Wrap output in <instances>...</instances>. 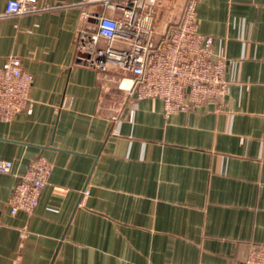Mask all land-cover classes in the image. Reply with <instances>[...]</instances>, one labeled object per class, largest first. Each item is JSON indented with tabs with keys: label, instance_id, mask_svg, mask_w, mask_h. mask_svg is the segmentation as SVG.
<instances>
[{
	"label": "crops",
	"instance_id": "1",
	"mask_svg": "<svg viewBox=\"0 0 264 264\" xmlns=\"http://www.w3.org/2000/svg\"><path fill=\"white\" fill-rule=\"evenodd\" d=\"M145 2L158 39L186 0ZM263 2L198 0L229 90L219 107L168 116L162 100L119 89L124 73L76 63L77 31L100 6L36 0L51 9L0 19V67L17 57L33 76L31 112L0 121L12 164L0 173V264H240L264 249ZM36 158L51 167L38 205L11 215Z\"/></svg>",
	"mask_w": 264,
	"mask_h": 264
},
{
	"label": "built area",
	"instance_id": "2",
	"mask_svg": "<svg viewBox=\"0 0 264 264\" xmlns=\"http://www.w3.org/2000/svg\"><path fill=\"white\" fill-rule=\"evenodd\" d=\"M35 1L7 0L0 19L51 9L48 4L39 7ZM197 2L186 0L179 19L156 39V12L145 0H83V4L100 6L102 12L89 18L90 28L78 29L75 61L101 74L110 70L124 73L119 89L136 101L162 100L167 116L204 103L219 107L229 90L225 78L228 61L222 52L214 51L211 37L199 33ZM32 84L33 76L22 68L20 59L8 57L0 67V121L31 112ZM50 168L43 158L31 161L9 199L11 215L30 213L37 207ZM11 169L10 161H0V173ZM88 194L84 189L82 200ZM240 264H264V249L250 250Z\"/></svg>",
	"mask_w": 264,
	"mask_h": 264
}]
</instances>
